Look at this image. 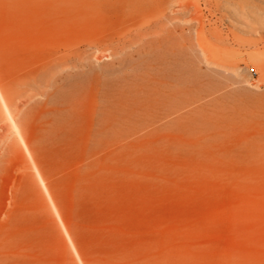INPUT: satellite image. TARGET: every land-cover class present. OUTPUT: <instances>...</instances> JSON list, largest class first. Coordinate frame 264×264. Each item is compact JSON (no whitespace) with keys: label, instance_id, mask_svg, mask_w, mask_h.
<instances>
[{"label":"rangeland","instance_id":"obj_1","mask_svg":"<svg viewBox=\"0 0 264 264\" xmlns=\"http://www.w3.org/2000/svg\"><path fill=\"white\" fill-rule=\"evenodd\" d=\"M0 88V264H264V0H0Z\"/></svg>","mask_w":264,"mask_h":264},{"label":"bare ground","instance_id":"obj_2","mask_svg":"<svg viewBox=\"0 0 264 264\" xmlns=\"http://www.w3.org/2000/svg\"><path fill=\"white\" fill-rule=\"evenodd\" d=\"M0 98H1V101H2V104H3V108H4V113L7 117V120L9 121V124L11 125V127L13 128L15 134L18 136V138L25 144V138H24V135L16 121V118L13 114V111L11 110L6 98L4 97L3 93H2V90L0 88ZM180 119V114L177 113L176 116H175V121H179ZM26 145V144H25ZM40 178H41V181L44 183V180L43 178L41 177L40 175ZM57 211V210H56ZM58 212V211H57ZM72 245L76 251V248L72 242ZM77 252V251H76ZM78 254V253H77Z\"/></svg>","mask_w":264,"mask_h":264}]
</instances>
